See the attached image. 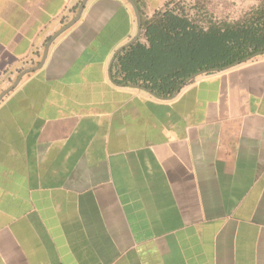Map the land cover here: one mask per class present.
<instances>
[{
	"label": "crops",
	"instance_id": "1",
	"mask_svg": "<svg viewBox=\"0 0 264 264\" xmlns=\"http://www.w3.org/2000/svg\"><path fill=\"white\" fill-rule=\"evenodd\" d=\"M137 32L126 0H0V264H264V55L161 97L112 81Z\"/></svg>",
	"mask_w": 264,
	"mask_h": 264
},
{
	"label": "trees",
	"instance_id": "2",
	"mask_svg": "<svg viewBox=\"0 0 264 264\" xmlns=\"http://www.w3.org/2000/svg\"><path fill=\"white\" fill-rule=\"evenodd\" d=\"M143 28L145 43L136 41L116 55L112 81L170 97L193 74H213L208 71L264 52V1L232 23L202 21L165 9Z\"/></svg>",
	"mask_w": 264,
	"mask_h": 264
},
{
	"label": "rangeland",
	"instance_id": "3",
	"mask_svg": "<svg viewBox=\"0 0 264 264\" xmlns=\"http://www.w3.org/2000/svg\"><path fill=\"white\" fill-rule=\"evenodd\" d=\"M264 0H172L169 9L183 11L202 21L232 23Z\"/></svg>",
	"mask_w": 264,
	"mask_h": 264
},
{
	"label": "water",
	"instance_id": "4",
	"mask_svg": "<svg viewBox=\"0 0 264 264\" xmlns=\"http://www.w3.org/2000/svg\"><path fill=\"white\" fill-rule=\"evenodd\" d=\"M130 5H131V7H132V9H133V11H134V14H135V17H136V23H137V27H138V32H137V34H136V36L124 47V48H126V47H128L129 45H131V44H133V43H135L139 38H140V36L141 35H143L144 33H145V30H143V29H141V18H140V13H139V11H138V9H137V6H136V4L132 1V0H126ZM123 49V48H122ZM258 55H264V52H258V53H256L255 55H253V56H250V57H248V58H246V59H244V61H246V60H248V59H250V58H252V57H254V56H258ZM238 63H234V64H232L231 66H228V67H225V68H222L221 70H226V69H228V68H230V67H233V66H235V65H237ZM221 70H219V69H210L208 72H218V71H221ZM32 71H34V69H31V70H28L27 72H25L24 74H26V73H30V72H32ZM205 73V71H200V72H198V73H196V74H193L191 77H189L188 79H186L185 80V82L181 85V87H183L185 84H187L190 80H193L194 78H196L197 76H200V75H202V74H204ZM134 87H137V88H140V89H143V88H141V87H138V86H134ZM144 90V89H143ZM8 92V91H7ZM6 94V93H5Z\"/></svg>",
	"mask_w": 264,
	"mask_h": 264
}]
</instances>
